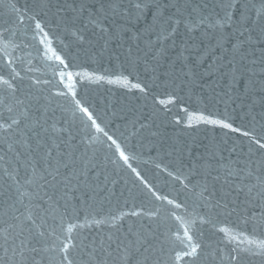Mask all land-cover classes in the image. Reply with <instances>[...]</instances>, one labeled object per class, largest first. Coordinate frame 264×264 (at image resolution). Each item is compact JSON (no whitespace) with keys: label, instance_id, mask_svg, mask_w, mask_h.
I'll return each instance as SVG.
<instances>
[{"label":"water","instance_id":"obj_1","mask_svg":"<svg viewBox=\"0 0 264 264\" xmlns=\"http://www.w3.org/2000/svg\"><path fill=\"white\" fill-rule=\"evenodd\" d=\"M123 2L127 7L128 0ZM147 2L160 5L158 10L166 17L174 15L169 27L177 29V47L172 48L169 41L153 47L159 30L134 18L130 23L120 21L119 26L105 22L108 31L101 32L100 26L89 23L88 16L92 6L99 7L98 0H0V65L12 60L19 77L13 79L8 69L0 75L18 87L17 95L26 104L35 105L39 99L53 116L50 123L71 133L65 137L71 143L62 144L61 149L74 153L73 166L82 174L75 193L78 199L69 197L68 210L74 219L77 212L80 221L87 223L86 216L100 218L133 208H143L155 217L139 221L125 217V230L134 224L159 237L152 241L150 252L136 254L126 264H136L137 258L141 264H173L172 237L177 228L183 234L189 225L172 212L194 222L190 232L201 245L196 264H264V255L253 254L255 249L233 251L245 234L264 239V190L253 187L257 170H264V156L254 146L249 153L248 138L237 132L204 123L187 126L189 114H203L242 130L264 131V16L257 14L261 0ZM81 5L89 6L82 15L73 11ZM37 22L48 33V40L35 29ZM240 40L248 41L243 66L233 48ZM161 47H168L164 55L157 54ZM56 55L68 69L59 65ZM235 68L240 71L233 78ZM61 70L72 72L76 98L97 123L135 156L130 161L132 168L157 195L182 203L181 209L156 200L136 173L119 160L111 141L96 133L78 112L71 96L55 95L63 90ZM208 158L213 168L219 167V181L208 176L207 165L200 166ZM221 158L224 165L243 169L240 179L229 177L225 183ZM250 170L253 177L247 178ZM110 231L115 229H85L84 235L98 238ZM233 237L234 242L228 243ZM81 240L83 236L76 242ZM241 247L249 245L245 241ZM233 255L239 259L233 261ZM74 256L79 259L83 252L77 249ZM36 259L40 264H62L63 258L57 249L41 252ZM109 264L125 262L117 258Z\"/></svg>","mask_w":264,"mask_h":264},{"label":"snow or ice","instance_id":"obj_2","mask_svg":"<svg viewBox=\"0 0 264 264\" xmlns=\"http://www.w3.org/2000/svg\"><path fill=\"white\" fill-rule=\"evenodd\" d=\"M98 4L99 7L92 6L88 16L89 23L100 26L101 32L108 31V28L104 26L105 22H110L112 26H119L120 21L130 23L134 18L137 23L144 20L152 30H159L158 39L153 47L163 46L165 41H169L172 48L177 47V29L174 26L169 27L173 25L174 15L166 17L163 11L158 10L160 5L153 6L147 0H128L127 7L123 0H98ZM88 7L81 5L79 9H73V11L82 15L88 11ZM163 7L166 8L169 5L164 4ZM171 7L175 8L176 12L180 11L177 5H171ZM257 14L264 16V0H261V8ZM17 19L19 23H23V17ZM35 29L43 34L45 40L49 39L48 33L39 22L35 24ZM243 36L244 33L241 32L240 37ZM44 42L42 40L40 43ZM246 43H248L247 40H240L238 44L233 45L234 53L239 55L242 66L247 59L244 52ZM167 51L168 47H161L157 54L164 55ZM55 58L59 65L68 69V64L60 55H56ZM12 64V60H7L0 65V71L8 69L12 78L15 79L19 77V73L15 71ZM229 64L232 65V61H229ZM239 71V68H235L233 78ZM59 75L63 90H58L55 95L71 96L78 112L87 118L96 133L103 134L111 141L119 160L136 173L137 179L145 188H148L156 200L166 202L174 209H181L182 203L157 195L152 190L148 182L136 172L135 168H132L130 161L135 159V156L130 155L127 149L109 135L97 123V119L89 109L76 98L74 91L76 83L72 72L65 73L61 70ZM132 87H139V85H132ZM140 90L143 91L142 88ZM17 92L18 87L0 75V264H27L28 261H31V264H40V261L36 259L38 254L48 251L55 252L57 249L63 258L62 264H109V261H115L117 258L126 264L136 254L142 255L150 252L153 248L152 241L159 237L135 228L134 224L128 225L126 230L123 225L125 217L128 216L136 218L137 221L141 217L155 218L143 208L140 210L133 208L122 214L109 212L100 218L86 216L87 223L80 221L78 212L75 214V219L73 218V214L68 210V204L72 203V199H78L75 193L79 191L82 174H78L73 166L74 153L61 149L62 144L71 143L65 138L71 133L63 127L58 129L55 122L50 123L53 116L49 114L45 106L39 104V99L35 101V105L31 101L26 104L25 99L18 96ZM194 123H204L227 129L230 132H237L248 138L249 153L252 152V146H254L256 152L264 156V131L242 130L233 127L225 120L211 119L203 114H189L187 126L192 127ZM219 163L226 169L225 183H228L229 177L240 179L243 169L236 170L230 165H224L222 158ZM205 165H207L208 176L214 181H219V167L213 168L211 158L204 159L200 166ZM213 171L216 172L215 176H212ZM252 177L253 172L250 170L247 178ZM175 178L179 179V177ZM73 181H76L74 187ZM255 181L253 187H260L264 190V170H257ZM180 183L184 182L180 181ZM184 187L187 188L188 185L184 184ZM239 190L243 191V189ZM70 195L72 199L69 198ZM218 206L223 205L218 202ZM171 215L178 221H184L189 225L183 228V234L177 228L172 237L173 264H196V261L200 259L201 245L194 241L190 232V225L194 222L185 221L183 216L177 217L175 212ZM92 228H108L115 229V231H110L107 235H101L98 238H89L84 235L85 229ZM221 231L227 235L226 229H221ZM79 236H83V240L77 243ZM234 240L235 237L229 239L228 243L231 244ZM245 241L249 245L248 248L241 247ZM77 249L83 252V256L79 259L74 256ZM253 249L256 250L253 254L264 255V239H252L245 234L243 240L236 244L233 251L252 252ZM231 259L236 261L239 256L233 255ZM136 264H141L138 258Z\"/></svg>","mask_w":264,"mask_h":264}]
</instances>
